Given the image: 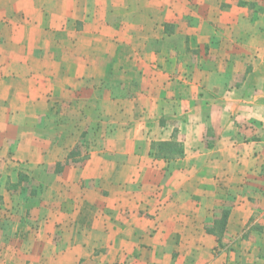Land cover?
<instances>
[{
	"label": "crops",
	"instance_id": "0c3cea01",
	"mask_svg": "<svg viewBox=\"0 0 264 264\" xmlns=\"http://www.w3.org/2000/svg\"><path fill=\"white\" fill-rule=\"evenodd\" d=\"M50 1L83 26L52 94L81 117L41 138V76L0 62V264H264V0ZM25 168L52 172L10 189Z\"/></svg>",
	"mask_w": 264,
	"mask_h": 264
},
{
	"label": "rangeland",
	"instance_id": "374dc122",
	"mask_svg": "<svg viewBox=\"0 0 264 264\" xmlns=\"http://www.w3.org/2000/svg\"><path fill=\"white\" fill-rule=\"evenodd\" d=\"M49 4L51 6L54 5L50 0H42L40 15L35 18L21 19L19 17V19H0V62L4 60L6 64H8L7 70H9V72L15 73V71H19V73L30 77L35 74L41 76L39 86L41 93L43 92L42 98L44 104L42 103L41 105V113L39 115V123L41 124L39 129L40 136L43 139L46 137L53 138L57 143H61L65 140L66 124L71 123L74 120V116H76V118L81 117L79 109H76L78 115H75L76 112L72 117L70 114H66L64 97L56 99L53 98L52 95L55 92L53 88L55 89L57 87L58 90L59 87L63 88L64 85L65 78L63 63L66 58L70 57L71 49L68 47L66 48V42H71L69 46H73V50H78L80 47V32H74V34H71L69 32L67 33L64 29L65 26L71 27L74 25L76 31H80L83 26L82 23L79 20L76 21L75 18L69 19V22L70 20L75 21L69 23L67 22L68 18L63 17L62 15L50 14L48 11ZM64 5V0H56L57 8L60 6L64 7ZM262 9L263 7L261 4L259 6L253 4L252 10H254V13H256L257 16L262 13ZM93 13L96 15L97 9H94ZM62 23L64 24L63 27ZM55 29L64 31L55 35ZM34 30H39L40 34L33 33ZM73 43L76 45L74 46ZM167 43L171 46H177L178 44L183 43V38L175 36L173 39L168 40ZM17 61H20L21 63H17ZM33 62L35 64H33ZM50 77L54 79L53 84L50 82ZM26 89L30 90L28 84ZM96 90L97 89L88 91L86 89V91L83 92L85 99H89L90 95L96 93ZM95 99L96 98L94 97L93 101H95ZM49 103H55L57 105L56 114L49 112ZM90 121H94L95 124L96 116H93L92 119L90 118ZM79 126L80 124L78 127ZM93 138V134H88V136L85 137L87 144H82L84 148H80L81 151L79 148H76L77 150L75 149L74 152H72L74 153V156H78L80 159L85 158V154L88 153L90 148V140ZM61 153L64 154L63 151H61ZM49 172L51 173L52 170L46 169L44 173L43 168L35 170L25 168L19 173V184L17 183L18 179L11 183L9 180L8 184L10 183V189L14 191H16V189L19 190L20 188L23 189V186H25L24 188H26L27 191L33 193L38 186L41 185L43 175H47ZM2 182L4 184L6 179L2 180Z\"/></svg>",
	"mask_w": 264,
	"mask_h": 264
}]
</instances>
